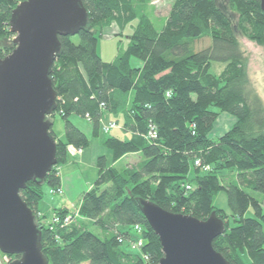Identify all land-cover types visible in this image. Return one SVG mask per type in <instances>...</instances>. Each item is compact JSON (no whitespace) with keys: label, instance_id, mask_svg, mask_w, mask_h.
<instances>
[{"label":"trees","instance_id":"trees-1","mask_svg":"<svg viewBox=\"0 0 264 264\" xmlns=\"http://www.w3.org/2000/svg\"><path fill=\"white\" fill-rule=\"evenodd\" d=\"M23 1L0 0V41L14 36L10 19ZM82 3L89 26L74 37L60 38L62 51L51 73L58 100L48 120L57 141L58 165L43 185L29 182L21 191L36 216L49 264H158L162 246L138 199L201 221L216 213L226 231L213 242L214 249L230 264H264V104L256 94L240 90L246 58L230 17L216 0H175L161 33L139 29L125 51L113 62H104L99 53L102 31L113 24L122 29L137 19V1ZM230 5L239 13L242 34L264 46L261 0H231ZM205 37L211 38L212 46L193 53L189 42ZM15 48L12 43L0 51V57ZM132 58L142 65L132 67ZM213 62L225 64L220 75L211 72ZM105 111L121 126L118 129L131 135L129 140L105 138L111 161L136 152L143 158L123 171L99 158L98 178L84 193L79 214L100 235L73 225L76 213L65 209H55L52 215H70L72 223L52 225V215L38 210L45 189L61 187L59 169L67 162L70 147L90 146V139L71 117L89 115L99 136ZM221 114L231 115L236 123L224 135L212 138ZM56 115L65 122L64 141L53 131L51 118ZM152 128L156 139L149 138ZM197 160L211 170L195 167ZM220 193L227 196L229 215L214 205ZM250 211L253 215L248 218ZM136 226L142 228L144 240L139 250L132 247L139 238ZM0 255L9 256L1 251ZM10 257L11 263L17 260Z\"/></svg>","mask_w":264,"mask_h":264},{"label":"water","instance_id":"water-1","mask_svg":"<svg viewBox=\"0 0 264 264\" xmlns=\"http://www.w3.org/2000/svg\"><path fill=\"white\" fill-rule=\"evenodd\" d=\"M88 26L82 0H25L10 19L16 48L0 57V251L17 257L11 264H49L36 216L21 191L29 182L43 185L58 165L48 120L58 100L51 73L62 51L60 38L74 37ZM137 203L160 240L158 264H230L213 247L226 231L216 213L201 221L149 200Z\"/></svg>","mask_w":264,"mask_h":264},{"label":"rangeland","instance_id":"rangeland-1","mask_svg":"<svg viewBox=\"0 0 264 264\" xmlns=\"http://www.w3.org/2000/svg\"><path fill=\"white\" fill-rule=\"evenodd\" d=\"M137 3L134 6V11L136 12V15L138 16L137 19L133 20L132 22L126 24L124 28H120L117 24H113L110 27L105 28L102 31V34L99 39V53L101 58L104 62H113L118 55L119 52L125 51L126 48L129 46V44L132 41V38L134 36V33L138 31L141 28H148L151 29V33L158 34L161 33L165 22L168 18V15L170 13V10L172 8V5L175 0H150L149 3H145L143 1L145 0H135ZM218 6L221 8V10L231 19L232 28L234 35L236 39L238 40L244 55H245V76L243 80L240 83L241 92H252L256 94L262 103L264 104V46L259 45L256 42L250 41L247 39L241 32L239 28V13L237 9L230 5L231 0H216ZM147 34V32H145ZM149 33V32H148ZM13 37H8L4 40L0 41V51L9 49L12 47ZM191 50L193 53L200 52L204 49H207L212 46V40L211 38H200L197 40H193L189 42ZM131 65L132 67L141 66L142 63L135 59H131ZM225 64L213 62L211 72L215 75H220L221 72H223L225 68ZM223 115V116H222ZM220 117H229L232 118L233 121H236L234 117H232L229 114H221ZM112 117L109 113L106 111L103 113V119L102 122H109L111 121ZM222 119L216 123V126H221ZM51 121L53 122V131L55 132L57 138L59 140H65V122L64 120L59 116L56 115L53 118H51ZM71 121L74 123L75 126H77L79 129H81L90 139V146L87 150L88 153H90V159L93 160L92 165H78V169L76 172L77 175L75 177V180L78 185H83L85 188L83 190L84 193H86L88 190H90L94 185L98 178V162L99 158L105 157L107 159L108 165L110 164L114 169L117 171H123L124 169H127L129 167H134L143 158V155L141 152H136L133 154H130V156H125L121 158L120 160L116 162H112V153L111 151L105 147L102 143L104 142L105 138L108 137H114L117 136L118 132L117 130L110 133V135L105 136L100 130L99 136L95 134L93 124L90 120L87 118H82L76 115H73L71 117ZM236 123V122H235ZM228 123H223L222 128L223 130H227ZM229 125V124H228ZM233 126V125H232ZM121 128V126H119ZM229 128V127H227ZM215 129V128H214ZM231 129V128H230ZM228 129V131L230 130ZM120 130V129H118ZM253 129L251 128L252 131ZM215 131V130H214ZM227 132V131H226ZM253 132L258 134V130ZM124 134V133H122ZM125 135V134H124ZM214 135L212 138H218L222 136L223 134L218 133L217 131L214 132ZM215 135H217L215 137ZM130 137L125 138L122 135V140H129ZM83 151V150H82ZM55 168V167H54ZM64 167L60 168V171H62ZM60 173V172H59ZM234 174L225 173V176H233ZM193 176V174H192ZM105 188V187H104ZM103 188V189H104ZM45 197L39 204V208L42 212L49 211L50 212V202L58 201L60 199L59 195L52 196L49 193V189H45ZM83 193V195H84ZM82 197L80 200L82 201ZM77 203V207H72V212L76 213V219L73 223L76 227H85L87 229H90L94 231L96 234H99L100 231L98 229L90 227V222H87L86 220L82 219L79 214L80 210V202ZM214 205L224 210L228 215L230 214V210L228 207V200L225 193H220L218 196L214 198ZM253 213L250 211L247 215L248 218L252 217ZM100 235V234H99ZM135 235H137L135 233ZM14 258H11L10 255L6 257H2L0 255V264H9L11 261H13Z\"/></svg>","mask_w":264,"mask_h":264},{"label":"crops","instance_id":"crops-1","mask_svg":"<svg viewBox=\"0 0 264 264\" xmlns=\"http://www.w3.org/2000/svg\"><path fill=\"white\" fill-rule=\"evenodd\" d=\"M111 119L113 120V118H111ZM221 119H222V117H219V121ZM235 122L236 121H233L232 118L225 117V119H224V117H223L222 124L228 123L229 125L227 124V127H229V128L226 127L227 130H223V128L221 127L222 124L219 127L215 125V129H214L215 131H213L212 133L214 134V132L217 131L218 133H221L224 135L225 133L228 132V129H230L234 126ZM117 131L122 132L125 135L122 133H118L117 136H114L116 138L121 139L122 135L125 138L131 136L130 134H126L122 130H117ZM213 136L214 135L211 134V137H213ZM216 136L217 135H215V137ZM102 144L106 147L105 139H104V142ZM73 150L74 149H71V148L68 149L69 152H68L67 162L62 166V167H64V169L62 171H60L61 189H62L63 193L61 195H59L60 199L58 201L50 202V212L48 210L45 212H42L39 208V205H38V210H39L41 215H48L49 217H51V215L55 209H65V210H69L72 212L74 210V207H77V203L79 201H81L80 198L82 197V195L84 193L83 190L85 187L81 184L80 185L77 184L75 177H76L78 172H76V171L79 167L78 165H82V166L92 165L93 160L90 159V153H88L87 150H83L81 154H77ZM81 203H82V201L80 202V204ZM72 207H73V210H72ZM263 208H264V200H263Z\"/></svg>","mask_w":264,"mask_h":264},{"label":"built area","instance_id":"built-area-1","mask_svg":"<svg viewBox=\"0 0 264 264\" xmlns=\"http://www.w3.org/2000/svg\"><path fill=\"white\" fill-rule=\"evenodd\" d=\"M102 107H104V105H102ZM86 118L91 121V117L89 115H87ZM118 128H119V126L114 121H109V122H102L101 121V130H102L104 135H108L112 131H114V130H116ZM149 138H151V139H156L157 138V134H156V132H155V130L153 128L150 130ZM70 148L74 149L73 151L76 152L77 154H81L82 153V149H76V148H73V147H70ZM195 167L201 168L204 172H209L211 170L210 166L203 165L200 160H197L195 162ZM59 171H60V169H59ZM187 190H190V187H187ZM49 193L52 196H56V195H61L63 193V191H62L61 187H59V188H56V189H51L49 191ZM50 219H51L52 225H55V224H58V223H64V225L68 226V225H70L72 223L73 217L68 215V216H66L64 218H61V217H59L57 215H52V217ZM135 231L138 234L139 238L134 243H132V247H133V249L139 250L144 245V240L141 237L142 228L140 226H136L135 227Z\"/></svg>","mask_w":264,"mask_h":264}]
</instances>
